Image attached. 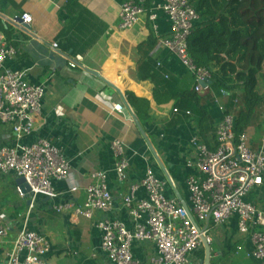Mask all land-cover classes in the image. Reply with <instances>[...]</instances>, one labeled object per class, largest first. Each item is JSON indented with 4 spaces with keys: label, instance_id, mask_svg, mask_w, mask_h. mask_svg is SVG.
Masks as SVG:
<instances>
[{
    "label": "crops",
    "instance_id": "obj_1",
    "mask_svg": "<svg viewBox=\"0 0 264 264\" xmlns=\"http://www.w3.org/2000/svg\"><path fill=\"white\" fill-rule=\"evenodd\" d=\"M122 2L0 0V30L16 48V55L7 61V66L24 72L31 83L45 86L42 115L33 134L24 142L50 140L63 149L71 165L70 182L54 183L60 194L55 199L39 196L32 201L29 196L23 197L17 184L19 178L14 173L0 172V214L12 226L10 236L0 247V262L5 260L11 242L26 228L48 240L46 264H109L106 254L100 250L102 234L95 222L107 217L120 219L129 229L134 228L123 199L130 186L145 177L148 168L168 182V196L177 197L190 208L187 179L197 174L196 167L190 166L196 156L191 140L197 136L210 148L215 146L216 127L223 117L216 99L225 107L228 98L220 99L213 84L210 94L202 97L201 104L210 124L206 137L190 112L185 120L174 123L175 100H167L168 95L164 94L160 99L165 101L159 104L155 99L156 83L147 77L154 70L158 72L157 79L172 76L180 80L181 86L189 85L191 89L195 88V77L176 55L160 46L152 23L149 28L145 16L133 28L120 29ZM25 13L31 14L33 19L27 28L13 21ZM156 24L162 35L169 33L170 23L163 13H158ZM152 35L157 39L156 45L152 49H140ZM55 42L59 48H54ZM71 62L77 67L72 68ZM148 63L153 67L150 72L145 68ZM261 84H264V63L257 87L263 100L245 122L241 133L247 135L254 150H259L264 141ZM130 92L149 101L144 118L130 102ZM236 92L239 102L232 110L235 116L243 107L242 91ZM123 97L130 108L124 104ZM115 104L122 105L123 110H116ZM137 104L146 113V105ZM116 140L122 143L130 162L124 182L118 180L114 171L116 157L112 145ZM14 142L11 128L0 123V144ZM99 171L108 174L113 209L107 213L97 212L93 220L81 217L74 221V209L83 206L85 187L94 182V174ZM73 184L81 189L70 192L69 186ZM138 197H146V192L139 191ZM247 200L264 210V187L249 193ZM60 207L62 210L58 211ZM211 235L217 245L216 251L212 248L211 264H232L230 255L237 254L240 245L244 256L250 260L253 246L239 233L237 217L216 227ZM155 253L156 248L151 243L134 246L135 257L144 264H149V257ZM205 258L206 251L202 258L191 257L190 264H204ZM249 264H254L252 258Z\"/></svg>",
    "mask_w": 264,
    "mask_h": 264
},
{
    "label": "built area",
    "instance_id": "obj_2",
    "mask_svg": "<svg viewBox=\"0 0 264 264\" xmlns=\"http://www.w3.org/2000/svg\"><path fill=\"white\" fill-rule=\"evenodd\" d=\"M159 12L168 18V34L162 35L156 24ZM143 16L152 23L160 46L176 55L195 77V91L202 90L203 83L212 80V72L198 66L189 52V38L202 21L190 0H123L120 29L133 28ZM20 18L22 23L19 18L13 21L24 28L33 20L29 13ZM53 46L59 48L57 42ZM15 55L16 48L0 31V123L9 126L15 137L12 145L0 144V172L24 178L31 191L27 195L19 187L23 197L29 196L32 201L39 196L55 199L60 194L54 183L70 182L71 165L63 149L50 140L24 142L33 134L42 115L45 86L31 83L24 72L7 66V61ZM70 65L77 67L74 62ZM238 102L236 99L235 103ZM216 103L223 117L216 127L215 146L210 148L197 136L191 140L196 156L190 166L196 167L197 174L187 179L190 208L177 197L168 196V182L148 168L145 177L132 184L123 199L134 228L129 229L120 219L104 217L95 222L102 234L100 250L109 264H144L134 255L136 243L155 246L156 253L149 257V264H190L194 251L205 250L206 243L211 246L212 231L233 217H237L239 233L253 246L250 257L254 264H264V210L247 200L249 193L264 187V141L259 150L252 149L247 135L236 132L235 114L227 112L218 99ZM114 108L123 110L120 104ZM112 148L116 157L114 171L118 180L124 182L129 159L120 141H114ZM93 180L85 187L83 206L74 209V221L81 217L93 220L97 212L113 209L107 172L95 173ZM69 187L70 192L81 189L75 184ZM141 190L146 192V197H138ZM61 210L62 207L58 208ZM11 232L12 226L0 214V247ZM11 243L0 264H46L49 242L42 234L23 228Z\"/></svg>",
    "mask_w": 264,
    "mask_h": 264
},
{
    "label": "trees",
    "instance_id": "obj_3",
    "mask_svg": "<svg viewBox=\"0 0 264 264\" xmlns=\"http://www.w3.org/2000/svg\"><path fill=\"white\" fill-rule=\"evenodd\" d=\"M149 1V0H148ZM202 21L189 38V52L198 66L212 72L213 89L221 99L228 98L227 112H233L241 90L243 107L236 112V132L241 134L245 122L263 97L257 92L259 74L264 63V0H190ZM1 31V30H0ZM63 34V33H62ZM157 39L152 35L140 49H152ZM148 71L153 67L145 64ZM144 70L143 65L141 67ZM150 77L155 83V99L161 104V95L175 100L174 123L185 120L188 112L194 115L201 133L206 137L209 118L202 106L203 98L190 86H181L180 80L169 76L157 79L153 70ZM128 98L141 117L147 115L149 101L128 93ZM136 101V102H135ZM145 106L146 113L139 106ZM207 140V139H205ZM208 141V140H207Z\"/></svg>",
    "mask_w": 264,
    "mask_h": 264
},
{
    "label": "water",
    "instance_id": "obj_4",
    "mask_svg": "<svg viewBox=\"0 0 264 264\" xmlns=\"http://www.w3.org/2000/svg\"><path fill=\"white\" fill-rule=\"evenodd\" d=\"M19 23H22V19L19 18L18 19ZM213 84V80H208L206 83H203V89L200 90L198 92V94L201 96V97H206L210 94L211 92V89H210V86ZM123 101H124V104L128 107V103L126 101V99L123 97ZM139 124V122H138ZM162 168H164L163 164H161ZM17 184L18 186L22 189V191L25 193V194H29L30 193V187L28 184L25 183V180L24 178L20 177L18 180H17ZM28 197V196H27ZM186 206V205H184ZM205 251H206V258H205V261H204V264H211V254H212V249H211V246L208 245L206 243L205 245Z\"/></svg>",
    "mask_w": 264,
    "mask_h": 264
},
{
    "label": "rangeland",
    "instance_id": "obj_5",
    "mask_svg": "<svg viewBox=\"0 0 264 264\" xmlns=\"http://www.w3.org/2000/svg\"><path fill=\"white\" fill-rule=\"evenodd\" d=\"M148 26L149 28H151V22H148ZM264 91V84H261V91ZM262 91V92H263ZM214 249V251H216L217 249V245H216V242H213V238H212V244H211V249ZM243 248V247H242ZM244 249V248H243ZM237 251V250H236ZM244 250H238V253L237 254H232L230 255V258H231V261L233 262L232 264H249V262L251 261V258L250 260L247 259L245 256H244ZM204 250L203 249H199L197 251H194L191 255L192 258L194 257H198V258H202L204 257ZM228 259H229V255L227 256Z\"/></svg>",
    "mask_w": 264,
    "mask_h": 264
}]
</instances>
